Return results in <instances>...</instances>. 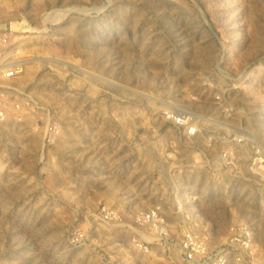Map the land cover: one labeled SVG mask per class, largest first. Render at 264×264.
<instances>
[{
  "label": "rangeland",
  "instance_id": "rangeland-1",
  "mask_svg": "<svg viewBox=\"0 0 264 264\" xmlns=\"http://www.w3.org/2000/svg\"><path fill=\"white\" fill-rule=\"evenodd\" d=\"M0 264H264V0H0Z\"/></svg>",
  "mask_w": 264,
  "mask_h": 264
},
{
  "label": "built area",
  "instance_id": "built-area-1",
  "mask_svg": "<svg viewBox=\"0 0 264 264\" xmlns=\"http://www.w3.org/2000/svg\"><path fill=\"white\" fill-rule=\"evenodd\" d=\"M4 67H6V68H7V67H8V68L10 67V68L6 71L7 74H5V75H7V76H12V74H14V72H15V70H16V68H17V67H15L14 65H10V64H9L8 66H4Z\"/></svg>",
  "mask_w": 264,
  "mask_h": 264
},
{
  "label": "bare ground",
  "instance_id": "bare-ground-1",
  "mask_svg": "<svg viewBox=\"0 0 264 264\" xmlns=\"http://www.w3.org/2000/svg\"><path fill=\"white\" fill-rule=\"evenodd\" d=\"M3 66V65H2ZM16 71V70H15ZM24 73V72H23ZM6 74V72L3 74V75H5Z\"/></svg>",
  "mask_w": 264,
  "mask_h": 264
}]
</instances>
